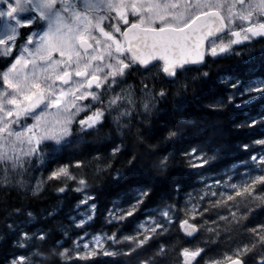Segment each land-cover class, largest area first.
Listing matches in <instances>:
<instances>
[{
    "label": "snow or ice",
    "instance_id": "6c2138e0",
    "mask_svg": "<svg viewBox=\"0 0 264 264\" xmlns=\"http://www.w3.org/2000/svg\"><path fill=\"white\" fill-rule=\"evenodd\" d=\"M258 37L264 38V0H0V191L39 197L55 182L58 194L75 185L72 190L84 195L78 215L57 221L56 208L45 210L47 226L35 232L23 230V221L17 219L34 220L30 209L6 211L7 236L15 237L14 246L27 252L14 254L9 264H88L100 256L111 258L108 264H132L134 258L136 264H167L177 248L166 238L177 221L185 243L201 232L206 235L194 246L180 247L182 259L176 264H200L210 246L221 241L228 250L204 264H264V223L249 226L250 217L264 211V151L241 162L248 169L241 179L226 173L227 179L208 184L202 177L204 187L189 193L183 208L162 202L133 234L121 235L120 228L96 235L84 231L98 208L97 196L88 191L90 179L107 175L120 184L141 157L131 148L155 157L152 167L158 174L168 171L173 153L157 152L192 123L181 115L163 127L160 141L151 143L152 122L170 97L177 113L184 111L197 83L214 89L204 105L211 113L264 99V79L222 78L221 92L208 84L210 73L201 71L210 60L242 56L237 47H247ZM257 126L264 127V114L234 124L236 129ZM85 137L91 138L94 155L59 164L46 178L31 175L70 146L84 143ZM252 143L264 149V139ZM241 147L252 150L248 143ZM216 152L209 135L183 150L181 157L189 171L202 170L216 159ZM125 153L130 155L127 172L115 167ZM151 195V189L141 187L124 201L126 208L113 201L106 223L121 225L135 217ZM80 205L89 210L80 213ZM76 229L83 235L65 247ZM57 234L63 239H56Z\"/></svg>",
    "mask_w": 264,
    "mask_h": 264
},
{
    "label": "trees",
    "instance_id": "16d2710c",
    "mask_svg": "<svg viewBox=\"0 0 264 264\" xmlns=\"http://www.w3.org/2000/svg\"><path fill=\"white\" fill-rule=\"evenodd\" d=\"M262 48H264V39H257L255 43L249 44L247 47H237V51H240L242 56H226L217 59L215 62H211L210 60L208 66L201 69V71H208L210 73L208 84L217 85L215 90L221 92L224 91L223 86L219 85V81L222 78L236 76L245 81L249 78L256 80L264 79V55H261ZM189 75H195V73H189ZM212 91L214 89L197 83L195 89L190 90L182 113L176 112L175 104L171 97L167 103L161 105L160 112L151 125L154 135L151 143L155 144L160 141L165 134L163 127L176 123L181 115L186 116L192 121L189 125L182 127L181 135L174 142L162 145V152H157V155L173 153L175 157L166 173L158 174L153 169L152 160L155 157L143 155L144 150L133 147L131 148L132 152L141 153L140 160L137 163L135 171L128 173L120 184H113L111 178L107 175L100 180L90 179L88 191L89 194L97 196V200L94 202L98 205V208L95 220L89 226H86L84 231H87L91 235H96L100 232L111 233L120 228L122 229L121 235L133 234L147 214L162 202L172 203L177 208H183L188 194L199 192L204 187L201 183L202 177L206 178L208 184H212L217 178L227 179V175H232L234 180L241 179L240 174L248 170L241 162L249 161L251 154L264 151L260 146L252 143L255 139H264V127L257 126L251 129H236L234 124L250 120L251 118L260 119L262 114H264V99L257 98L241 108L229 105L222 113H211L204 108V105L208 102V97ZM237 103H239V100ZM209 135L213 137V147L217 149L216 159L205 169L189 171L182 160V151L201 144ZM244 143L252 145L250 153L243 151L241 146ZM94 154L91 138L85 137L84 143L70 146L59 155L55 162L50 163L46 169L42 168L31 175L39 178L43 174L46 178L48 173L57 167V165L74 163L79 158ZM127 159H130L128 153L121 155L115 167L127 172ZM72 171L78 172L74 168ZM31 182L34 184L35 179ZM57 186L55 182H49L39 197H33L30 192L25 194L24 192H17L15 190L10 193L0 191V264H9V260L14 254H27L23 249H18L14 246L15 237H8L3 226V214L6 211H10L12 207H26L34 213L35 219L32 221H28L26 216L17 218L19 221H23L20 227L30 232H35L41 227L47 226L48 222L45 220V210L56 208L59 211V215L56 218L57 221L64 220L67 222L69 216L78 215L77 206L84 199V195L72 190L75 185H72V188H69L66 193L58 194L56 192ZM141 187L149 188L152 191L151 197L141 211L121 225L107 224V210L112 207L113 201H121L126 208L127 203H124V201L129 198L133 189ZM90 203H93V201H90ZM88 210L87 205H80L79 207L80 213L87 212ZM178 215L181 214L178 213ZM211 218L216 219V216L213 214ZM200 222L203 224V221ZM260 223H264V211H258L251 216L249 226L255 227ZM178 226L179 222L177 221L171 235L166 238L170 245H175L177 248L174 254L175 259L170 258L167 264H176V259H182L179 258L180 247L194 246L202 241L206 235L205 232H201L196 239L185 243L180 239V235L182 234H178L177 232ZM75 233L64 244L65 247L71 248L73 241L77 239V235H83V232L79 229H76ZM91 235L88 237L89 239H91ZM56 239L62 240L63 237L57 234ZM156 246L158 244L148 248L143 255L145 257L151 255L155 251ZM227 250V245L224 241H221L219 245L210 246V250L204 254L203 259H200V264H204V260L208 257L222 256ZM110 259L100 256L94 258L88 264H108ZM79 264H85V262L81 261ZM132 264H136L135 258Z\"/></svg>",
    "mask_w": 264,
    "mask_h": 264
},
{
    "label": "flooded vegetation",
    "instance_id": "af4514ba",
    "mask_svg": "<svg viewBox=\"0 0 264 264\" xmlns=\"http://www.w3.org/2000/svg\"><path fill=\"white\" fill-rule=\"evenodd\" d=\"M259 38V37H258ZM258 38H255V39H258Z\"/></svg>",
    "mask_w": 264,
    "mask_h": 264
}]
</instances>
